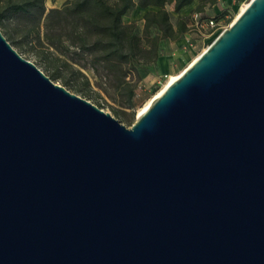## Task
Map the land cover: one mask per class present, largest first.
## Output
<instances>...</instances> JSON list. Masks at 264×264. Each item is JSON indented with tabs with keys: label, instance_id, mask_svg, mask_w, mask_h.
I'll return each instance as SVG.
<instances>
[{
	"label": "water",
	"instance_id": "95a60500",
	"mask_svg": "<svg viewBox=\"0 0 264 264\" xmlns=\"http://www.w3.org/2000/svg\"><path fill=\"white\" fill-rule=\"evenodd\" d=\"M0 264H264V0L132 127L0 30Z\"/></svg>",
	"mask_w": 264,
	"mask_h": 264
},
{
	"label": "rangeland",
	"instance_id": "374dc122",
	"mask_svg": "<svg viewBox=\"0 0 264 264\" xmlns=\"http://www.w3.org/2000/svg\"><path fill=\"white\" fill-rule=\"evenodd\" d=\"M23 2L24 0H16ZM74 0H45L47 10L61 9L64 4ZM113 1V0H111ZM252 0H221L212 7H207L203 16L216 18L218 23L230 26L239 16L242 6ZM199 6L195 1L189 7L176 14L174 5H167L166 9L173 17L174 24L180 16L190 17ZM151 11H158L151 7L136 9L123 17L124 24H136L135 32L143 37L144 52H139L142 63L147 66H139L138 70L132 66L125 68L127 81L131 85H125L122 89L106 78L101 70L92 68L91 59L86 55H80L79 49L71 44L75 35L68 28L64 31V38L47 34L45 20H38L33 15L24 13H11L5 3H0V30L6 36L8 42L25 59L37 65L46 76L55 83L65 86L72 93L82 96L93 104L100 105L105 111L111 112L123 125L132 127L145 105L158 95L167 84L171 76L179 75L186 69L211 43L220 35L221 31L213 33L205 25L204 27L190 26L189 32L181 40L172 41L163 39L162 35L152 31L150 38L143 34L144 16ZM133 49V45L130 44ZM131 90L135 91L132 97ZM134 106V108H131ZM115 111L119 115H115Z\"/></svg>",
	"mask_w": 264,
	"mask_h": 264
},
{
	"label": "trees",
	"instance_id": "16d2710c",
	"mask_svg": "<svg viewBox=\"0 0 264 264\" xmlns=\"http://www.w3.org/2000/svg\"><path fill=\"white\" fill-rule=\"evenodd\" d=\"M199 1V6L190 17L180 16L176 23L166 9L174 5L176 14ZM221 0H74L64 4L61 9L47 10L45 0H0L14 14L35 15L38 20H45V29L62 40L64 31L73 30L74 42L80 55L91 59L92 68L101 70L106 78H110L120 89L131 85L127 81L125 68L132 66L138 70L142 63L139 52H144L143 37L135 32L136 24H124L123 17L134 11L136 7L143 9L155 7L158 11L148 12L144 17L143 34L150 38L152 31H158L163 39L181 40L189 32L190 26L196 25L195 14L203 16L207 7L216 5ZM203 19H208L203 16ZM214 19L218 22L216 18ZM209 19V20H210ZM133 45V49L130 47ZM65 86H70L65 82ZM132 97L135 91L131 90ZM101 107L100 105H98ZM102 108V107H101ZM134 108V106H131ZM115 115H119L115 111Z\"/></svg>",
	"mask_w": 264,
	"mask_h": 264
},
{
	"label": "built area",
	"instance_id": "2783aa9c",
	"mask_svg": "<svg viewBox=\"0 0 264 264\" xmlns=\"http://www.w3.org/2000/svg\"><path fill=\"white\" fill-rule=\"evenodd\" d=\"M195 20H196V25L204 27V25L210 30H213V33H217L218 31H225V28H227V26H223L221 24H219L217 21H215L214 19H203V16H201V14L196 13L195 15ZM221 32V33H222ZM220 33V34H221Z\"/></svg>",
	"mask_w": 264,
	"mask_h": 264
},
{
	"label": "bare ground",
	"instance_id": "6f19581e",
	"mask_svg": "<svg viewBox=\"0 0 264 264\" xmlns=\"http://www.w3.org/2000/svg\"><path fill=\"white\" fill-rule=\"evenodd\" d=\"M247 5H248V4H246V5H244V6L241 7V9H240V11H239V13H238L239 15H240V13H241V12L247 7ZM238 17H239V16H238ZM238 17H237V18H238ZM195 61H196V59H194V61H193L192 63H194ZM192 63H191V64H192ZM191 64H190V65H191ZM190 65H189V66H190ZM182 72H183V71H182ZM181 74H182V73H181ZM181 74L171 76L170 79L168 80L167 84L163 87V89L161 90V92H159L158 95H156V96L161 95V94L164 92V90L168 87V85H169L170 83L176 81V80L181 76ZM156 96H154V97H156ZM154 97H153V98H154ZM152 100H153V99H152ZM152 100H150V101L145 105V107L141 110V113L144 112V111H146V110L148 109V107H149V105L151 104Z\"/></svg>",
	"mask_w": 264,
	"mask_h": 264
}]
</instances>
